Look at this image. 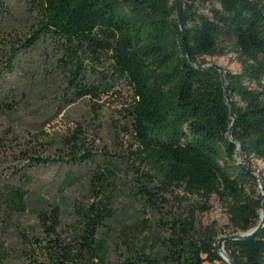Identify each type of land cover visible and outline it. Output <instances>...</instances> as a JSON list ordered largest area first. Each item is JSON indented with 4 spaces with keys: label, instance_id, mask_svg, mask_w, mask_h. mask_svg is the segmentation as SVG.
<instances>
[{
    "label": "trees",
    "instance_id": "obj_1",
    "mask_svg": "<svg viewBox=\"0 0 264 264\" xmlns=\"http://www.w3.org/2000/svg\"><path fill=\"white\" fill-rule=\"evenodd\" d=\"M263 1L182 0L184 42L176 0L35 2L40 17L34 41L45 32L64 46L75 67H64L71 73L69 90L79 97L129 91L121 112L134 140L129 151L146 170L137 198L156 202L161 191L173 189L205 199L217 195L232 236L223 248L234 264H264V176L252 162H264ZM223 40L232 42L239 63L238 71L224 70V84L216 68H200L208 63L206 56L225 54ZM85 51L97 63L108 60L92 84L79 79L78 55ZM68 63L63 59V66ZM230 130L237 143L229 139ZM77 131L82 133L80 125ZM86 140L78 134L67 139L73 161L90 156ZM120 171L110 161L97 165L88 197L75 203L66 237L56 232V212L40 215L46 236L26 238L36 254L32 264H227L219 255L216 223L196 229L194 213L191 219H175L166 240L151 250L136 248L125 232L120 245L105 233ZM25 193L0 183V205L22 211ZM7 257L0 243V264Z\"/></svg>",
    "mask_w": 264,
    "mask_h": 264
},
{
    "label": "rangeland",
    "instance_id": "obj_2",
    "mask_svg": "<svg viewBox=\"0 0 264 264\" xmlns=\"http://www.w3.org/2000/svg\"><path fill=\"white\" fill-rule=\"evenodd\" d=\"M35 2L0 0V183H10L26 192L22 211L12 212L0 205V243L8 255L3 264L33 263L36 254L26 238L33 242L36 237L46 236L41 214L56 212V232L66 237L75 203L86 200L93 171L107 161L118 164L121 171L110 204L113 216L103 231L112 233L119 245L125 232L139 250L157 248L173 229L174 220L191 219V213L196 229L215 222L218 238L230 235L227 212L215 194L205 199L173 189L161 191L156 202L137 198L134 192L146 178L142 175L146 170L135 163L129 151L134 140L121 113L129 91L123 87L120 96L111 92L79 97L74 89L69 90L71 73L64 67L73 71L75 67L64 46L45 32L34 41L40 17ZM221 45L225 54L206 56L205 60L221 65L223 70L238 71L232 42L223 40ZM78 56L79 79L83 82H96L99 72L108 67L105 57L97 63L88 51ZM63 59L69 62L67 66L62 65ZM262 83L264 86V79ZM79 125L82 133L77 131ZM73 134L87 139L84 151L88 150V159L70 158L73 149L67 139ZM252 162L264 176V162ZM50 223L48 219L45 226ZM116 260L117 253L113 252L111 261Z\"/></svg>",
    "mask_w": 264,
    "mask_h": 264
},
{
    "label": "water",
    "instance_id": "obj_3",
    "mask_svg": "<svg viewBox=\"0 0 264 264\" xmlns=\"http://www.w3.org/2000/svg\"><path fill=\"white\" fill-rule=\"evenodd\" d=\"M176 15H177V18H178V24H179V28L182 32V41L184 42V39H185V25H184V22H183V17H182V0H176ZM185 48H186V45H185ZM206 66H211V67H214L216 68L219 72H220V76H221V80H222V84H224V70H223V67L215 62H208L206 63L205 65H202L200 66V68L202 67H206ZM228 137L230 140L236 142L233 137H232V133H231V130L228 132ZM237 143V142H236ZM238 150H239V161H243V156L241 155V152H240V148H239V145H238ZM261 216H263V214H261ZM254 229L250 230L249 232L247 233H242V235L244 234H253L254 233ZM232 236H228V237H223L219 240V244H218V248L220 249V253L219 255L221 256V258L227 262V264H234L231 259L225 254L224 252V248H223V242L227 239V238H231Z\"/></svg>",
    "mask_w": 264,
    "mask_h": 264
}]
</instances>
